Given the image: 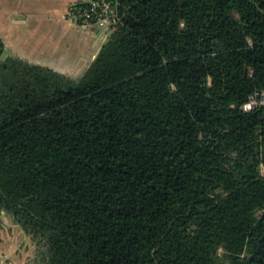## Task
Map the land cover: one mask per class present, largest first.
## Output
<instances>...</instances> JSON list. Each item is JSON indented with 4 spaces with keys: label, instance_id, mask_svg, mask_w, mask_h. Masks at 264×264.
Wrapping results in <instances>:
<instances>
[{
    "label": "trees",
    "instance_id": "trees-1",
    "mask_svg": "<svg viewBox=\"0 0 264 264\" xmlns=\"http://www.w3.org/2000/svg\"><path fill=\"white\" fill-rule=\"evenodd\" d=\"M115 2L77 80L0 40V215L33 264H264V0Z\"/></svg>",
    "mask_w": 264,
    "mask_h": 264
},
{
    "label": "crops",
    "instance_id": "crops-1",
    "mask_svg": "<svg viewBox=\"0 0 264 264\" xmlns=\"http://www.w3.org/2000/svg\"><path fill=\"white\" fill-rule=\"evenodd\" d=\"M73 1L0 0V36H16L10 54L71 78L84 72L107 35L71 24L66 12ZM3 228L0 224V264L18 263L13 238Z\"/></svg>",
    "mask_w": 264,
    "mask_h": 264
},
{
    "label": "built area",
    "instance_id": "built-area-1",
    "mask_svg": "<svg viewBox=\"0 0 264 264\" xmlns=\"http://www.w3.org/2000/svg\"><path fill=\"white\" fill-rule=\"evenodd\" d=\"M66 19L76 26L96 28L108 35L110 27L118 21L115 0H74L69 4ZM264 104V93L256 92L245 104V109H253Z\"/></svg>",
    "mask_w": 264,
    "mask_h": 264
},
{
    "label": "rangeland",
    "instance_id": "rangeland-1",
    "mask_svg": "<svg viewBox=\"0 0 264 264\" xmlns=\"http://www.w3.org/2000/svg\"><path fill=\"white\" fill-rule=\"evenodd\" d=\"M3 43L6 44L4 55L10 54L11 50L13 49L15 45L14 39L16 36H0ZM83 73V72H82ZM82 73L78 76H73L72 78L77 80L80 78ZM235 107H233L234 109ZM0 224L7 228V233L13 238L14 247H15V253L18 257L19 262L15 263L10 260L9 263H6L3 261L4 264H33V260L36 256V246L35 244L30 240V238L18 227L15 226V224L11 221V219L4 214L0 215ZM3 228V229H5Z\"/></svg>",
    "mask_w": 264,
    "mask_h": 264
}]
</instances>
